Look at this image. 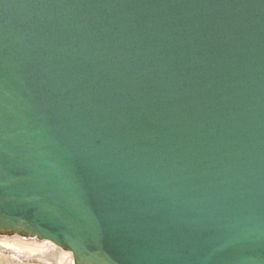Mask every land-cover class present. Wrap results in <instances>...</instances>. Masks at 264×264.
<instances>
[{"label": "water", "instance_id": "obj_1", "mask_svg": "<svg viewBox=\"0 0 264 264\" xmlns=\"http://www.w3.org/2000/svg\"><path fill=\"white\" fill-rule=\"evenodd\" d=\"M2 238L264 264V0H0Z\"/></svg>", "mask_w": 264, "mask_h": 264}, {"label": "rangeland", "instance_id": "obj_2", "mask_svg": "<svg viewBox=\"0 0 264 264\" xmlns=\"http://www.w3.org/2000/svg\"><path fill=\"white\" fill-rule=\"evenodd\" d=\"M44 243V244H41ZM36 244V245H33ZM35 248L18 250L15 246ZM70 253L48 241L36 242L21 238L0 239V264H70Z\"/></svg>", "mask_w": 264, "mask_h": 264}, {"label": "bare ground", "instance_id": "obj_3", "mask_svg": "<svg viewBox=\"0 0 264 264\" xmlns=\"http://www.w3.org/2000/svg\"><path fill=\"white\" fill-rule=\"evenodd\" d=\"M45 241H47V240H45ZM44 242V241H43ZM48 242H50V241H48ZM50 243H52V242H50ZM41 244H44V243H41ZM53 244V243H52ZM33 245H36V244H33ZM54 245V244H53ZM14 248H16V249H18V250H22V249H26V250H29V251H32V252H34V251H36L37 249H35V248H32V249H30V248H24L23 246H19V245H17V246H15Z\"/></svg>", "mask_w": 264, "mask_h": 264}]
</instances>
